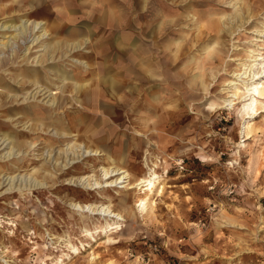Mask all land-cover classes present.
Returning a JSON list of instances; mask_svg holds the SVG:
<instances>
[{"label": "rangeland", "instance_id": "1", "mask_svg": "<svg viewBox=\"0 0 264 264\" xmlns=\"http://www.w3.org/2000/svg\"><path fill=\"white\" fill-rule=\"evenodd\" d=\"M23 21L0 45V264H264V99L227 107L239 64L264 53V0H0V26ZM109 166L129 184L151 168L164 191L138 211Z\"/></svg>", "mask_w": 264, "mask_h": 264}, {"label": "bare ground", "instance_id": "2", "mask_svg": "<svg viewBox=\"0 0 264 264\" xmlns=\"http://www.w3.org/2000/svg\"><path fill=\"white\" fill-rule=\"evenodd\" d=\"M219 21L221 22V19ZM28 22L29 21H23L20 25H18L17 23L15 24V22H7V23H4L0 26V33L4 34L3 40H1V42H0V45L3 48L2 50L8 48L10 46V44H12V46H14L13 41H15L18 37L26 34L27 30L30 29V28H28V25H29ZM220 22L214 21L210 24V26L217 27L220 25L219 24ZM34 23L35 24H34V27L32 28V31H34V30L40 31V29H42L41 23H36V22H34ZM6 32L7 33H10V32L13 33L14 32L15 34H13L11 36H6ZM256 32H257V37H259V39H260L259 41L262 42L263 46H264V26H263L262 30H258ZM41 33H43V34L41 36H39L38 38L34 37L29 42V44L34 45V43L37 40H39L41 37L46 36L47 30L43 29ZM11 38H12V41H11ZM26 43H27V41L23 42L22 45H25ZM80 47H81V44H78V45L74 44V47L72 46V51H75L76 49H78ZM215 48H216V45L213 44L211 47H209V46L205 47L203 49V51L209 52L211 50H215ZM260 50H263V49L260 48V46H259V47H257V49L250 51L248 59L245 62L239 64L238 70L240 72L239 73L235 72V74H234V78L236 81H235L234 85H232L233 86L232 92H231L232 100H230L229 104L227 105V107L228 106L233 107L234 105L239 103V101H242V102H244L243 109L245 110L247 115L257 113V111H258L257 104L259 103L260 100L264 99V81L260 79V75H259V73H257L258 69L255 70L256 67H259V69H261L262 73L264 74V53H262ZM149 70L152 71V69H149ZM152 76H154V74H152ZM143 91L145 93L146 90L140 91L139 94L141 95V93ZM148 94H151L150 90H148ZM129 95L130 94H128L127 97H129ZM32 97L33 96L28 97V98L31 99ZM28 98H26V100ZM33 98H35V97H33ZM146 102H147V105H145L144 108H147V110L149 109L151 111L156 110V102L154 101L153 95H149V97L147 96ZM50 105H52V106L56 105L57 106L58 104H56V100H51ZM162 109H164V106H162ZM19 112H20L19 109L14 110L15 116L19 115L20 114ZM163 112H164V110H163ZM26 115L27 116L28 115L37 116L40 120L41 119L44 120L46 118L45 115L44 116L39 115L38 112H35V110L33 108H30V107L26 108ZM141 118H144V117H141ZM253 127L254 126L252 123H248L246 125V127H245L246 139H250L252 137V132L254 131ZM48 129H49V127L43 128L42 130L48 132ZM53 131H54L55 135H58V136L62 135V133L58 132V130L54 129ZM2 139H3V142L0 144V147L3 146L4 142L9 141V138L6 136H3V135H2L1 140ZM76 140H77V142L79 141L78 139H76ZM85 149L86 150L83 152L85 154H92V153H94L95 155L98 154L97 150H90V148H88V147H86ZM16 153L19 154L20 152H17V150L11 148L10 151H8L4 155V158H10V157L16 155ZM64 153L66 154V156L70 155V157H72V154L77 155V150H74V149L72 150V147L68 146ZM65 165H67V164H65ZM116 166H113V167L109 166V167H102L101 168L102 178L105 180L104 183L110 187L111 186L116 187V186H119L121 184H124L120 188H126V187L135 188V189H138L140 192H142L143 197L138 200V205H137V209H139L138 211L143 212V211L147 210L148 203L150 202V197H152L153 194H155V195L157 194V196L162 195V193L164 191L163 184H161V182H160L161 180H159V176L156 175V173L153 169H151V168L149 169V173H148L147 178L140 179V180L136 181L134 184H129L128 180L130 179V175H129L128 171L124 170L123 168L116 167ZM153 166L156 167V165H153ZM17 182H18V184L20 183V185L18 187H22V184L25 185V187L43 186V183H41L40 181L33 179V178H24L23 177L21 179H18ZM14 183H16L15 179H11L8 181V184L10 185V189H12L14 187ZM99 184H100L99 182H96L93 185L88 183L87 186L92 188L94 185H99ZM72 206L79 209V210H81L83 208V206L78 204V203L72 204ZM87 209H89V210L91 209V211L93 213L94 212H99V213L102 212V214L104 216H112L113 218H116L117 220H121V215L113 213L109 207H100L97 205H89V206H87ZM83 210H84V208H83ZM130 213H133V212L130 211Z\"/></svg>", "mask_w": 264, "mask_h": 264}, {"label": "crops", "instance_id": "3", "mask_svg": "<svg viewBox=\"0 0 264 264\" xmlns=\"http://www.w3.org/2000/svg\"><path fill=\"white\" fill-rule=\"evenodd\" d=\"M103 9H104V7H103ZM103 9H102V11H103ZM106 9V8H105ZM107 10V9H106ZM107 12H108V10H107ZM104 13L103 12V14L99 17L100 19H99V23H102L104 20H106V18H108V13ZM110 16H112L111 17V19H113V14H112V12H111V14H110ZM69 23H72V16H70V18H69V21H68ZM63 28H65V25L63 26Z\"/></svg>", "mask_w": 264, "mask_h": 264}]
</instances>
